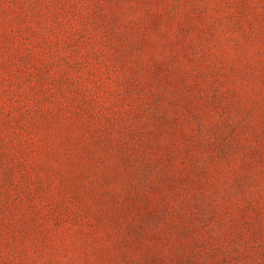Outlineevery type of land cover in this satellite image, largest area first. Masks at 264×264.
<instances>
[{
    "label": "rangeland",
    "instance_id": "1",
    "mask_svg": "<svg viewBox=\"0 0 264 264\" xmlns=\"http://www.w3.org/2000/svg\"><path fill=\"white\" fill-rule=\"evenodd\" d=\"M0 264H264V0H0Z\"/></svg>",
    "mask_w": 264,
    "mask_h": 264
}]
</instances>
